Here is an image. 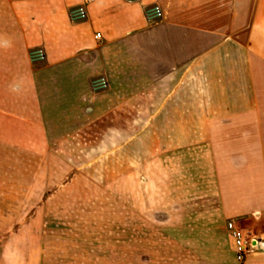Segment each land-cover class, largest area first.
<instances>
[{"label":"crops","instance_id":"crops-1","mask_svg":"<svg viewBox=\"0 0 264 264\" xmlns=\"http://www.w3.org/2000/svg\"><path fill=\"white\" fill-rule=\"evenodd\" d=\"M67 154L121 171L94 183L137 223L126 260L148 223L168 264H239L233 221L264 264V0H0V264H62L34 209L60 184L35 174Z\"/></svg>","mask_w":264,"mask_h":264},{"label":"rangeland","instance_id":"rangeland-1","mask_svg":"<svg viewBox=\"0 0 264 264\" xmlns=\"http://www.w3.org/2000/svg\"><path fill=\"white\" fill-rule=\"evenodd\" d=\"M107 162L105 155H54L51 156L50 170L35 174L60 184L50 187L43 197L38 192L35 198L43 201L34 204L35 211L39 213L35 227L48 230L44 237L49 239L53 255L51 262L60 255L62 264H73L78 259L81 264H168L169 252L164 244L161 247L156 245L154 250L155 236L148 223L147 233L140 236L143 242L137 241L138 235H129L130 244L137 247L140 243L142 249L130 250L129 261L126 260L125 239L128 236L123 235L122 228L129 226L132 231L137 223L123 222L125 209L120 186L95 187L94 182H102L103 185L106 181L120 178L121 171L108 169ZM74 167L77 169H72ZM57 248L64 250H55ZM183 254L178 252V258Z\"/></svg>","mask_w":264,"mask_h":264},{"label":"built area","instance_id":"built-area-1","mask_svg":"<svg viewBox=\"0 0 264 264\" xmlns=\"http://www.w3.org/2000/svg\"><path fill=\"white\" fill-rule=\"evenodd\" d=\"M145 16L148 21L161 20L163 18V10L159 5H153L145 11ZM87 17L88 12L85 4L78 6L71 12V18L76 21H84ZM94 37L99 40L101 35L97 33ZM32 55V59L35 62H44L46 59V53L42 47L36 48ZM91 85L95 91H105L109 88V81L105 76H100L94 79ZM226 229L233 241L235 260L239 264H244L254 248V240L233 221L227 222Z\"/></svg>","mask_w":264,"mask_h":264}]
</instances>
